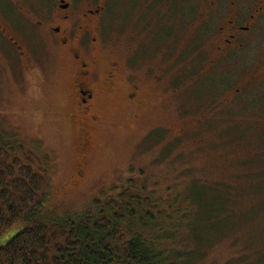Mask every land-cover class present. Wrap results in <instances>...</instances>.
<instances>
[{
	"label": "rangeland",
	"instance_id": "374dc122",
	"mask_svg": "<svg viewBox=\"0 0 264 264\" xmlns=\"http://www.w3.org/2000/svg\"><path fill=\"white\" fill-rule=\"evenodd\" d=\"M51 2L55 6L56 0ZM175 8L110 1L103 14L102 63L118 60L122 84L143 80L151 90L162 68L166 75L182 67L179 76L187 79L184 61L204 31L198 13L176 18ZM11 29L39 73H27L12 44L0 36V136L35 153L36 165L46 168L45 211L81 213L103 191L111 196L130 186L142 198L137 212L159 214L165 263L264 264V83L237 99L235 85L216 88L205 98L193 92L197 84L173 94L169 82L159 96H142L156 106L139 110L111 94L104 128L95 135L85 176L78 180L76 130L68 117L70 65H62L61 54L20 13ZM165 29L174 30L171 38L160 35ZM249 95L256 102L251 108L245 102ZM214 100L224 110H214ZM187 106L196 113L182 115ZM203 115L208 120L201 130L179 132ZM141 224L128 225V232L148 233L144 228L153 226Z\"/></svg>",
	"mask_w": 264,
	"mask_h": 264
},
{
	"label": "flooded vegetation",
	"instance_id": "af4514ba",
	"mask_svg": "<svg viewBox=\"0 0 264 264\" xmlns=\"http://www.w3.org/2000/svg\"><path fill=\"white\" fill-rule=\"evenodd\" d=\"M110 1L56 0L54 6L51 0H0V36L12 44L27 73L39 72H35L33 58L24 52V47L13 36L11 25L17 13L30 22L32 28L45 38L48 46H53L61 54L62 65H70L68 100L72 109L68 117L76 130L78 148L74 178L78 180L85 176L95 135L104 128V116L108 110L106 101L111 94H118L125 106L132 104L134 109L139 110L141 107H152L151 104L156 106V103L142 96H159V90L169 89V82L173 85V94L197 84L193 92H201L205 98L214 89H228L231 88L228 84H231L236 86L233 93L237 99H240L238 97L242 96L243 91L264 83V0H140L176 7V18L192 17L198 13L204 31L200 37L203 41L198 39L199 44L192 57L181 60L188 69L187 79L179 76L182 67L173 68L166 75V70L162 68L163 73L153 77L151 90L146 89L143 80H139V84H122L123 75L118 72V60L102 63L105 48L103 14ZM187 22L191 27L196 25L192 21ZM171 27L169 25L167 28ZM173 31L165 29L160 35L164 33V39L171 38ZM198 64L199 70L195 72ZM212 70L215 72L213 82L210 76ZM220 80L222 82L217 83ZM162 84H166V87ZM245 102L246 107L251 108L255 97L249 95ZM212 104L214 110H224L222 105L215 104V100ZM186 110L182 111V115L196 113L188 106ZM207 120V116L203 115L196 124L193 122L181 127L179 132L194 133L201 130Z\"/></svg>",
	"mask_w": 264,
	"mask_h": 264
},
{
	"label": "trees",
	"instance_id": "16d2710c",
	"mask_svg": "<svg viewBox=\"0 0 264 264\" xmlns=\"http://www.w3.org/2000/svg\"><path fill=\"white\" fill-rule=\"evenodd\" d=\"M0 138V264H173L163 260L159 214L138 213L142 198L130 186L111 196L103 191L81 213L57 216L44 210L46 168L32 151ZM135 223L153 226L131 235L127 226Z\"/></svg>",
	"mask_w": 264,
	"mask_h": 264
}]
</instances>
